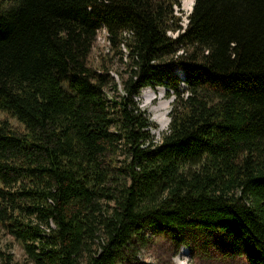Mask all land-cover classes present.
<instances>
[{
    "label": "trees",
    "instance_id": "trees-1",
    "mask_svg": "<svg viewBox=\"0 0 264 264\" xmlns=\"http://www.w3.org/2000/svg\"><path fill=\"white\" fill-rule=\"evenodd\" d=\"M178 1L0 0V110L22 127L0 119V229L31 264H128L148 229L264 264V0H195L185 30ZM103 29L120 83L89 65ZM146 87L175 96L157 143Z\"/></svg>",
    "mask_w": 264,
    "mask_h": 264
},
{
    "label": "rangeland",
    "instance_id": "rangeland-1",
    "mask_svg": "<svg viewBox=\"0 0 264 264\" xmlns=\"http://www.w3.org/2000/svg\"><path fill=\"white\" fill-rule=\"evenodd\" d=\"M182 3L185 12L189 13L193 7V1L182 0ZM98 37L99 39L89 58V65L94 67V69L102 65L109 67L111 74L120 83L119 73H123L126 70L127 53L125 47L122 45L123 54H120L121 52L117 47L112 48L110 46L103 31L100 32ZM152 91L155 97L151 99L144 96L141 101L142 109L148 113L150 119L154 116L157 119V117L159 118L162 114L170 111L171 98L163 88L152 89ZM0 119H7L16 129L22 130L21 125L16 119L11 118L6 112L1 110ZM155 124L159 130H167L169 126L162 128V123L157 124L155 122ZM121 159H123V156H121ZM146 233L149 237L148 244L141 249L136 258L129 259L128 264H247L244 258H240L230 252L229 249L220 248L218 245L214 246L213 244L208 245L206 239L203 241L200 236L193 238L191 245L181 246L178 253H175V238L161 233L155 234L152 229H148ZM4 253L13 256V264H31L23 251L22 245L0 229V259L2 258L1 254Z\"/></svg>",
    "mask_w": 264,
    "mask_h": 264
},
{
    "label": "built area",
    "instance_id": "built-area-1",
    "mask_svg": "<svg viewBox=\"0 0 264 264\" xmlns=\"http://www.w3.org/2000/svg\"><path fill=\"white\" fill-rule=\"evenodd\" d=\"M194 4H195V2H194V0H193V6H194ZM174 8H175V14H176L177 16L181 17L182 20H181V22H180V25L183 27V30H185V29L187 28L188 24H189L188 16L192 13L193 7H192V9L189 11V13H186L185 10H184V8H183L182 0H179L178 3H177V5H176ZM103 32H104L106 38H108V37H107V36H108L107 31H106L105 29H103ZM180 33H181V31H176V32H172V31H170V32H168V36H171L172 38H177V37L179 36ZM99 34H100V33H99ZM98 39H99V37H98ZM181 86H182V87H185V84H184V83H181ZM161 88L165 89L164 87H157L156 89H161ZM152 89H153V90H156V89H154L153 87H146V88H144V89L141 91V93H140L139 96L135 97V101H137V102L139 103V105H140L141 108H142V103H141V101H142V98H144V96L149 97V98H151V99H153V98L155 97L154 92L152 91ZM165 90H166V89H165ZM166 91H167V90H166ZM170 93H171V95H170V98H171V109H170V111H167V112H166V119H165L166 122L162 123V122L159 120L158 117H157V119H156V116H154V117L151 118V119L149 118L150 121H151V123L153 124V127L151 128V133L156 137V140H155L156 143L159 142V140L161 139L163 133L166 132V131L168 130V128H169L168 125H170V122H171L170 116H169V118H168V114L170 115V112H171V110H172V103H173V101H174V99H175V96H174V92H173V91H171ZM145 94H146V95H145ZM142 110H143V109H142ZM144 111H145V110H144ZM147 114H148V113H147ZM154 121H155L157 124H161V123H162V124H161L162 128H164L165 126H168L167 130H165V129H164L165 131H164L163 129L159 130V129H158V126L155 124ZM153 122H154V123H153Z\"/></svg>",
    "mask_w": 264,
    "mask_h": 264
},
{
    "label": "bare ground",
    "instance_id": "bare-ground-1",
    "mask_svg": "<svg viewBox=\"0 0 264 264\" xmlns=\"http://www.w3.org/2000/svg\"><path fill=\"white\" fill-rule=\"evenodd\" d=\"M193 1V0H192ZM163 107H166V106H163ZM167 109V108H166ZM166 113H164V114H162L161 116H159V120L162 122V123H164V122H166Z\"/></svg>",
    "mask_w": 264,
    "mask_h": 264
},
{
    "label": "water",
    "instance_id": "water-1",
    "mask_svg": "<svg viewBox=\"0 0 264 264\" xmlns=\"http://www.w3.org/2000/svg\"><path fill=\"white\" fill-rule=\"evenodd\" d=\"M194 2H195V0H194Z\"/></svg>",
    "mask_w": 264,
    "mask_h": 264
}]
</instances>
